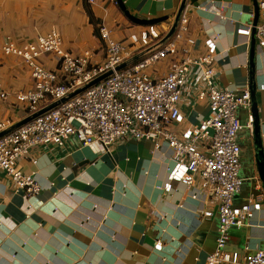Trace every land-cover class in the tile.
<instances>
[{
    "label": "crops",
    "instance_id": "obj_1",
    "mask_svg": "<svg viewBox=\"0 0 264 264\" xmlns=\"http://www.w3.org/2000/svg\"><path fill=\"white\" fill-rule=\"evenodd\" d=\"M138 18H166L157 29L170 27L183 0H122ZM207 1V2H206ZM116 0H0V121L13 125L27 113L16 99L30 89L29 70L16 57H6L7 37L32 41L52 30L61 33L64 50L81 55L94 52V62L105 59V47L90 22L87 7L98 23L112 30L116 40L132 42L146 29L130 22ZM194 54H204L205 40L218 36V89L249 90L251 106L238 117L251 129L238 135L243 185L234 206L260 203L259 211L241 228L229 231L226 250L243 256L264 249V53L256 43L250 64L254 0H202L187 6ZM138 48V46H135ZM45 63L54 66L48 59ZM174 60L166 59L147 72L154 78L168 73ZM195 78L191 83L194 84ZM5 95V98L4 96ZM254 104L256 105L254 108ZM180 108L184 127L196 126L211 115L206 100L191 92ZM12 125V126H13ZM174 160L171 148L159 149L146 140L124 139L108 153L97 154L72 136L64 146H37L19 162L24 174L34 175L41 192L26 197L0 173V264H207L217 249L218 203L200 187L169 182ZM205 212L213 213L205 217ZM162 244V249H156Z\"/></svg>",
    "mask_w": 264,
    "mask_h": 264
},
{
    "label": "built area",
    "instance_id": "obj_2",
    "mask_svg": "<svg viewBox=\"0 0 264 264\" xmlns=\"http://www.w3.org/2000/svg\"><path fill=\"white\" fill-rule=\"evenodd\" d=\"M88 3L95 5L97 0ZM257 3L259 22L255 39L264 53V0ZM187 9L169 42L121 71L116 70L118 66L156 46L171 26L162 31L155 25L148 26L138 38L128 42L116 40L112 30L101 24L98 31L105 47V59L100 63L94 62L92 51L74 55L64 50L62 35L57 30L32 41L18 42L7 37L2 46L4 56L19 59L33 82L30 89L16 94L26 118L103 74L112 71V75L1 137L0 173L13 182L17 193L33 197L41 192V186L34 175L20 170L19 162L34 147L64 146L72 136L97 154L108 153L114 144L128 138L150 141L156 149L166 143L172 150L174 165L169 170V182L159 189L170 192L172 182L192 188L199 178L204 193L212 195L218 203L217 249L207 264H264V249L246 256L226 250L230 229L245 226L261 208L260 203L252 202L241 208L234 206L235 195L244 181L238 135L244 129H251L252 124L251 120L243 124L237 113L240 108L251 106V93L217 88L218 36L205 40L204 54H194L197 42L191 35ZM238 32L252 34L251 28ZM166 59L174 60L167 74L154 78L147 72ZM190 92L197 100L208 102L211 115L196 126L184 127L186 117L180 105ZM12 125L10 120L0 121V134ZM204 216L209 218L213 213L205 212ZM156 249L161 250L162 244Z\"/></svg>",
    "mask_w": 264,
    "mask_h": 264
},
{
    "label": "water",
    "instance_id": "obj_3",
    "mask_svg": "<svg viewBox=\"0 0 264 264\" xmlns=\"http://www.w3.org/2000/svg\"><path fill=\"white\" fill-rule=\"evenodd\" d=\"M117 4L120 8V10L123 12L124 16L133 24L135 25H139V26H144V27H148V26H154L157 25L159 23H162L164 21H167L168 19L166 18H159V19H153V20H147V19H141L138 18L134 15H132L130 13V11L127 9V7L125 6L124 2L122 0H116ZM202 0H183L182 4L179 8V11L175 17V20L173 22V24L171 25V28L169 30V32L167 33V35L165 36V38H163V40H161L156 46H153L139 54H137L136 56H134L133 58L127 60L126 62H124L123 64H121L120 66L117 67V71H121L131 65L136 64L138 61H140L141 59H143L144 57H146L147 55L151 54L152 52L158 50L159 48H161L162 46H164L167 42H169L171 40V38L175 35V33L178 30V26L181 20V17L184 13V11L186 10L187 6L190 4V6H194L198 3H200ZM207 2V1H206ZM255 2V18H254V22H253V28H252V40H251V60H250V64L251 67L254 68V52H255V48H256V39H255V34H256V27L258 25L259 22V8H258V3L257 0H254ZM110 75H112V71L107 72L105 74H103L102 76H100L99 78L93 80L92 82L88 83L87 85L83 86L82 88L72 92L71 94L67 95L65 98H63L61 101H57L54 104H52L51 106H49L48 108H45L43 110H41L40 112L29 116L28 118L22 120L19 123L14 124L13 126H11L10 128H8L6 131L2 132L0 134V138L7 135L8 133L22 127L23 125L31 122L32 120L36 119L37 117H39L40 115L46 113L47 111L57 107L58 105H60L61 103H64L72 98H74L75 96L83 93L84 91H86L87 89L99 84L101 81L107 79ZM252 97V95H251ZM255 104H254V108H255Z\"/></svg>",
    "mask_w": 264,
    "mask_h": 264
},
{
    "label": "trees",
    "instance_id": "obj_4",
    "mask_svg": "<svg viewBox=\"0 0 264 264\" xmlns=\"http://www.w3.org/2000/svg\"><path fill=\"white\" fill-rule=\"evenodd\" d=\"M87 12H88V15H89V18H90V22L94 25L95 29H96V32L99 36V31H98V23L96 18L94 17L93 15V12L91 11V9L89 7H87Z\"/></svg>",
    "mask_w": 264,
    "mask_h": 264
},
{
    "label": "rangeland",
    "instance_id": "obj_5",
    "mask_svg": "<svg viewBox=\"0 0 264 264\" xmlns=\"http://www.w3.org/2000/svg\"><path fill=\"white\" fill-rule=\"evenodd\" d=\"M147 29V27H145Z\"/></svg>",
    "mask_w": 264,
    "mask_h": 264
}]
</instances>
